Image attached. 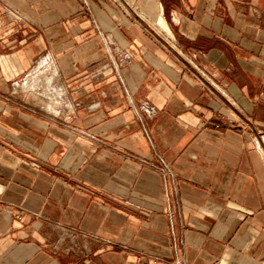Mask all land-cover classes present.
<instances>
[{
    "label": "crops",
    "instance_id": "1",
    "mask_svg": "<svg viewBox=\"0 0 264 264\" xmlns=\"http://www.w3.org/2000/svg\"><path fill=\"white\" fill-rule=\"evenodd\" d=\"M145 262L264 264V0H0V264Z\"/></svg>",
    "mask_w": 264,
    "mask_h": 264
},
{
    "label": "bare ground",
    "instance_id": "2",
    "mask_svg": "<svg viewBox=\"0 0 264 264\" xmlns=\"http://www.w3.org/2000/svg\"><path fill=\"white\" fill-rule=\"evenodd\" d=\"M159 4V3H158ZM158 9V7H155V10H157ZM161 9V8H160ZM160 11V10H159ZM150 13V12H149ZM148 13V14H149ZM146 14V13H145ZM149 16V15H148ZM150 16H152V15H150ZM149 16V17H150ZM151 19V18H150ZM155 19V18H154ZM153 21V24L155 25V27L157 28V30L159 31V32H161V33H163V34H165L166 36H172V34H171V30H169L170 28H168V26L165 24V22H164V19H163V17H162V15L161 14H159L158 16H157V19L154 21V20H152ZM151 22V21H150ZM172 38H173V36H172ZM46 62V61H45ZM35 78H36V76H35ZM38 80V79H37ZM36 80V81H37ZM34 81V80H33ZM35 82V81H34ZM37 83V82H36ZM48 86V85H47ZM33 90V89H32ZM40 98V97H39Z\"/></svg>",
    "mask_w": 264,
    "mask_h": 264
},
{
    "label": "built area",
    "instance_id": "3",
    "mask_svg": "<svg viewBox=\"0 0 264 264\" xmlns=\"http://www.w3.org/2000/svg\"><path fill=\"white\" fill-rule=\"evenodd\" d=\"M143 264H150V263H148V262H145V263H143Z\"/></svg>",
    "mask_w": 264,
    "mask_h": 264
},
{
    "label": "rangeland",
    "instance_id": "4",
    "mask_svg": "<svg viewBox=\"0 0 264 264\" xmlns=\"http://www.w3.org/2000/svg\"><path fill=\"white\" fill-rule=\"evenodd\" d=\"M165 35V34H164ZM166 36V35H165Z\"/></svg>",
    "mask_w": 264,
    "mask_h": 264
}]
</instances>
